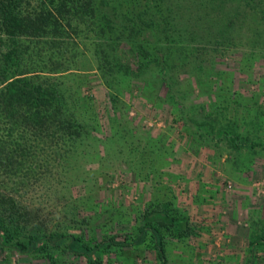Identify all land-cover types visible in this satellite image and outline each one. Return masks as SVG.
<instances>
[{"label": "trees", "instance_id": "16d2710c", "mask_svg": "<svg viewBox=\"0 0 264 264\" xmlns=\"http://www.w3.org/2000/svg\"><path fill=\"white\" fill-rule=\"evenodd\" d=\"M253 20L263 23L264 0H0V264H170L168 239L196 231L171 198L139 207L86 201L66 189L62 206L50 214L41 198L28 196L35 192L34 162L54 159L71 178L83 159L96 163L91 171L112 161L133 177L159 176L156 152H173L172 143L167 133L150 140L148 129L132 124L117 92L126 79L128 89L145 87L154 102L167 99L166 129L188 139L186 148H221L248 171L253 159L240 154L264 150V112L255 94L236 96L217 69L214 78L207 75L212 84L205 98L185 100L201 88L203 50L196 39L225 49L235 27L247 39L260 35ZM87 44L91 57L81 58ZM83 59L106 89L108 133L90 78L72 70L86 66ZM183 70L193 77L188 89L178 80ZM43 140L49 145H39ZM257 229L250 231L243 264H257L259 254L264 264V225Z\"/></svg>", "mask_w": 264, "mask_h": 264}, {"label": "rangeland", "instance_id": "374dc122", "mask_svg": "<svg viewBox=\"0 0 264 264\" xmlns=\"http://www.w3.org/2000/svg\"><path fill=\"white\" fill-rule=\"evenodd\" d=\"M258 21L253 24L256 23L255 28L260 31V35H251L247 39L237 31L239 28L235 27L230 32L229 44L223 45L225 49L221 45H213V41L196 39L195 45L203 50L200 52L203 71L206 69L207 72L201 71L198 76L201 88L193 87L194 94L186 96V103L189 100L198 102L205 98V91H211L212 84L207 75L212 74L214 78L215 70L218 69L221 71L217 74L220 73L222 81L232 90H236V96L249 99L253 92L255 100L264 112V20L257 27ZM187 41L188 39H184L182 42ZM92 51V45L87 44L81 58L91 57ZM125 55L130 59L131 55L127 51ZM83 60L81 66H84L85 62L89 65L72 70L80 74L82 79L90 78L89 92L100 111L99 121L104 132L108 133V116L112 114V109L106 89L95 68L88 60ZM209 66L213 67V71H208ZM178 74L180 84L188 89L189 79L193 77L187 70ZM128 87L129 84L124 79L122 84L117 86V92L128 105L127 113L132 124L148 129L151 136L147 137L150 140H154L158 132L167 133L172 143L173 152H156L158 159H161H157L153 172L161 170L160 175H153L150 180L147 174L133 177L129 171L121 170L112 161L106 162L99 172L91 171L96 167V163L83 159L80 160L82 167L78 168L75 177L71 178L67 170L61 169V163L39 156L34 162L38 165L34 172L35 192H30L28 196L31 195L33 199L41 198L40 203L50 209V214L56 213L62 206L66 189L70 190L73 197L81 196L86 201L94 200L100 203L110 198L116 204L129 203L139 207L147 199L171 198L189 215L196 231L188 238L168 239L166 255L170 264H243L248 254L250 231H258L257 227L264 225V150L256 154H240L239 157L243 160L249 157L253 159L251 168L244 171L237 168L230 157H225L221 148L217 147L213 153L210 145L205 147L202 143L196 146L198 149L195 151L192 147L186 148L188 139L182 141L174 131L166 129L171 121L167 99L161 97L159 103L154 102V96L146 94L145 87V91L141 92L134 87ZM160 92L162 94L163 90ZM212 95V98L218 101L214 91ZM143 141L140 140V144ZM43 142L44 140L39 145L47 142L46 145H49V140ZM220 144L218 142V146ZM167 174L169 176L165 177ZM39 192L44 195H39ZM257 258V264H262V256L259 254Z\"/></svg>", "mask_w": 264, "mask_h": 264}]
</instances>
